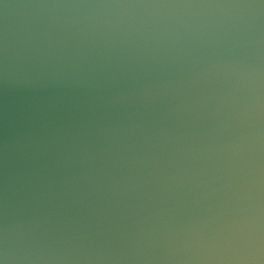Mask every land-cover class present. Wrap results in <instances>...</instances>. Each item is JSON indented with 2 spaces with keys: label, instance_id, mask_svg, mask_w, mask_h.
Returning <instances> with one entry per match:
<instances>
[{
  "label": "water",
  "instance_id": "1",
  "mask_svg": "<svg viewBox=\"0 0 264 264\" xmlns=\"http://www.w3.org/2000/svg\"><path fill=\"white\" fill-rule=\"evenodd\" d=\"M0 264H264V0H0Z\"/></svg>",
  "mask_w": 264,
  "mask_h": 264
}]
</instances>
